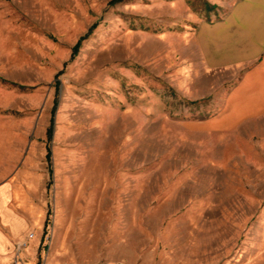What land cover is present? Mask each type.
I'll list each match as a JSON object with an SVG mask.
<instances>
[{
  "label": "rangeland",
  "instance_id": "obj_1",
  "mask_svg": "<svg viewBox=\"0 0 264 264\" xmlns=\"http://www.w3.org/2000/svg\"><path fill=\"white\" fill-rule=\"evenodd\" d=\"M232 1L0 0L5 264H264V109L196 39Z\"/></svg>",
  "mask_w": 264,
  "mask_h": 264
},
{
  "label": "crops",
  "instance_id": "obj_2",
  "mask_svg": "<svg viewBox=\"0 0 264 264\" xmlns=\"http://www.w3.org/2000/svg\"><path fill=\"white\" fill-rule=\"evenodd\" d=\"M196 37L207 68H243L226 102L227 107L232 108L227 121L264 109V0L232 1L220 19L202 22ZM220 120L224 121V116L211 122ZM3 186L12 184L0 183V212L1 207L9 205ZM14 193L11 191V196ZM33 212L36 217V211ZM22 231L18 222L12 226L5 218H0V264H5L13 243L16 249Z\"/></svg>",
  "mask_w": 264,
  "mask_h": 264
},
{
  "label": "trees",
  "instance_id": "obj_3",
  "mask_svg": "<svg viewBox=\"0 0 264 264\" xmlns=\"http://www.w3.org/2000/svg\"><path fill=\"white\" fill-rule=\"evenodd\" d=\"M112 1L115 2V1H120V0H112ZM89 31H90V30H89ZM89 31H88L85 35L81 36V37L77 40V42L75 43V45L72 47L71 57L74 56V55L77 53V51H78V49H79V47H80V44H81L82 39L85 38V36L89 33ZM47 134L50 136V130L47 131ZM49 136H48V138H49ZM47 154H48V156H49V153H47ZM47 158H48V157H47Z\"/></svg>",
  "mask_w": 264,
  "mask_h": 264
},
{
  "label": "built area",
  "instance_id": "obj_4",
  "mask_svg": "<svg viewBox=\"0 0 264 264\" xmlns=\"http://www.w3.org/2000/svg\"><path fill=\"white\" fill-rule=\"evenodd\" d=\"M32 237H33V233H30V234H29V238H32Z\"/></svg>",
  "mask_w": 264,
  "mask_h": 264
}]
</instances>
